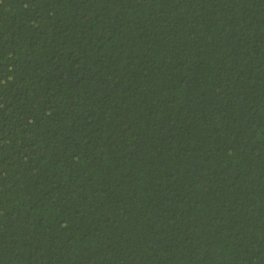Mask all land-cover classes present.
Here are the masks:
<instances>
[{
	"label": "trees",
	"instance_id": "obj_1",
	"mask_svg": "<svg viewBox=\"0 0 264 264\" xmlns=\"http://www.w3.org/2000/svg\"><path fill=\"white\" fill-rule=\"evenodd\" d=\"M0 264H264V0H0Z\"/></svg>",
	"mask_w": 264,
	"mask_h": 264
}]
</instances>
